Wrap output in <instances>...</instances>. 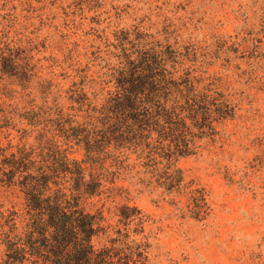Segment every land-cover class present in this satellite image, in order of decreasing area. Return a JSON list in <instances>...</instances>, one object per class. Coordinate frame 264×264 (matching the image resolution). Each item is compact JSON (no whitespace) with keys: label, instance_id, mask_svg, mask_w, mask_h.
<instances>
[{"label":"rangeland","instance_id":"374dc122","mask_svg":"<svg viewBox=\"0 0 264 264\" xmlns=\"http://www.w3.org/2000/svg\"><path fill=\"white\" fill-rule=\"evenodd\" d=\"M143 59L174 84L156 105L172 113L166 132L183 126L174 137L191 148L171 170L124 141L150 127L105 109L123 95L115 79ZM177 91L196 108L204 95L224 102L231 117L200 131V112L192 118ZM117 121L118 151L105 136ZM74 131L96 137L98 152L88 157ZM22 149L35 165L59 151L101 185L83 200L104 217L98 247L121 231L144 251L139 264H264V0H0V174ZM173 170L205 194L203 220L189 217L186 191L168 194ZM125 207L140 215L121 218L133 214ZM27 219L24 190L0 182V262Z\"/></svg>","mask_w":264,"mask_h":264},{"label":"trees","instance_id":"16d2710c","mask_svg":"<svg viewBox=\"0 0 264 264\" xmlns=\"http://www.w3.org/2000/svg\"><path fill=\"white\" fill-rule=\"evenodd\" d=\"M160 68L163 67L155 59H143L138 64L132 63L129 75L125 74L115 79L118 80L120 88L121 86L125 88L122 90L123 95L117 97L118 105H106L105 109L109 114L122 117L123 122L127 117H132L137 121L135 126L137 128L150 127L146 134L134 132L132 137L124 141L126 144H134L142 152L149 150L158 159L168 160V170H171L170 167L174 166L173 162L177 161L178 156L190 155L191 148L183 139L174 137L173 133L180 131L183 126H176L169 129V133L166 132L172 113L166 105L156 104L162 100L167 101L161 96L167 92L168 86L174 84L165 70L162 71L163 69ZM177 93L187 104L189 108L187 111L191 112L192 118L197 117L200 112V120L204 123H200V131H204L205 126L211 128L215 119L219 122L231 117L224 102L222 105L214 106L208 95H204L201 96L200 105L196 108L190 105L193 101L188 96L191 94L178 91ZM123 122L117 121L113 129L109 127L111 131L106 130L107 134H103L108 138L113 136L116 147L125 144L120 143L117 137L123 138L120 130ZM73 133H76L72 135L77 142L76 145L78 147L83 145L88 157L98 152V147L97 151L94 149L97 146L96 137L87 134L82 140L77 131ZM153 139L157 147L152 144ZM116 147L117 151L122 149ZM17 152L18 156L12 154L2 162L5 172L1 171L0 175L4 179L0 182L6 185H18L24 190L28 219L23 237L16 236L11 240L12 242H4L5 259L0 264H139L144 259V251L141 247L138 245L134 247L132 246L134 242H128L127 232L122 234L121 231H117V238L110 240L109 244L101 247L96 245L95 241L107 236L108 231L103 226L102 213L94 214L87 211L83 204L84 199L101 195L98 189L101 185L96 183L95 178L90 177V182L86 180L85 167L80 166L77 161L69 160L59 151H51L45 156L40 155L41 160L38 165L30 161L29 154L24 149ZM176 156L177 158L174 159ZM70 163L73 165L70 166ZM172 172L173 174L164 181L168 194H171L174 188L178 191H186V195L189 196L187 206L189 217L195 221L203 220L206 209L202 211V208L207 206L205 194L198 189L190 190L183 185L180 172L174 170ZM20 173L27 174L26 178L21 180H25V183H20L17 178ZM33 174L35 176H32ZM60 180L64 182L67 180L69 184L64 186ZM51 185L54 188H51ZM45 192L50 194L45 196ZM125 209L129 212L133 211V214H120L125 220L140 215L139 210L135 208L125 207ZM26 256H30L31 260L27 261Z\"/></svg>","mask_w":264,"mask_h":264}]
</instances>
